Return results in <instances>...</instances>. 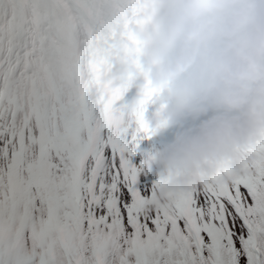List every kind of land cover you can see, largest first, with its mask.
<instances>
[{"label":"snow or ice","instance_id":"snow-or-ice-1","mask_svg":"<svg viewBox=\"0 0 264 264\" xmlns=\"http://www.w3.org/2000/svg\"><path fill=\"white\" fill-rule=\"evenodd\" d=\"M126 2L0 0V264H264V143L156 205L145 108L91 101L83 53Z\"/></svg>","mask_w":264,"mask_h":264},{"label":"clouds","instance_id":"clouds-1","mask_svg":"<svg viewBox=\"0 0 264 264\" xmlns=\"http://www.w3.org/2000/svg\"><path fill=\"white\" fill-rule=\"evenodd\" d=\"M83 53L91 101H119L129 116L152 104L151 134L173 139L145 157L160 185L154 203L224 173L229 181L249 150L264 143V0H127ZM150 96L147 103H142ZM230 171L231 174H228Z\"/></svg>","mask_w":264,"mask_h":264},{"label":"rangeland","instance_id":"rangeland-1","mask_svg":"<svg viewBox=\"0 0 264 264\" xmlns=\"http://www.w3.org/2000/svg\"><path fill=\"white\" fill-rule=\"evenodd\" d=\"M135 94V88L131 87L129 88L123 98L121 99V103L120 101H117V106L122 103L127 102L128 100H130L132 98V96ZM153 105L149 104L145 106V112H144V119L145 121L151 116L152 111H153ZM132 121L135 122V120L133 119ZM134 131V129H132ZM143 134V133H142ZM163 133H161L160 135H162ZM145 139L142 140L141 134H140V139L138 140V144L135 147V154L132 156V163L137 165V166H141L143 163V160L145 159V157L155 153L157 150L159 151L160 149H157V147L159 146V144L154 143L153 138L155 136L151 135H145L143 134ZM149 173V171H148ZM147 174V173H146ZM149 175V174H147ZM147 175L143 174V171L141 172L139 178V183H138V187L142 190V191H147V194H150L151 192V188H149L151 186V180L148 179L147 181ZM152 175L155 177L154 178V182H152V185L158 181V176L156 175L155 172L152 173Z\"/></svg>","mask_w":264,"mask_h":264}]
</instances>
